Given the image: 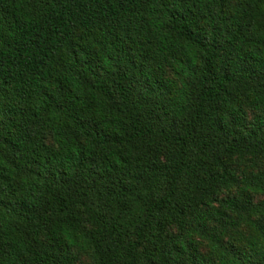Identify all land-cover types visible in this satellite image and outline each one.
<instances>
[{
	"label": "trees",
	"instance_id": "1",
	"mask_svg": "<svg viewBox=\"0 0 264 264\" xmlns=\"http://www.w3.org/2000/svg\"><path fill=\"white\" fill-rule=\"evenodd\" d=\"M83 261L264 264V0H0V264Z\"/></svg>",
	"mask_w": 264,
	"mask_h": 264
},
{
	"label": "rangeland",
	"instance_id": "2",
	"mask_svg": "<svg viewBox=\"0 0 264 264\" xmlns=\"http://www.w3.org/2000/svg\"><path fill=\"white\" fill-rule=\"evenodd\" d=\"M84 261H85V260H84ZM84 261H83V264H85Z\"/></svg>",
	"mask_w": 264,
	"mask_h": 264
}]
</instances>
